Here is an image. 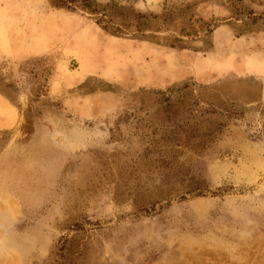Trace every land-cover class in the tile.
Segmentation results:
<instances>
[{
	"label": "rangeland",
	"instance_id": "obj_1",
	"mask_svg": "<svg viewBox=\"0 0 264 264\" xmlns=\"http://www.w3.org/2000/svg\"><path fill=\"white\" fill-rule=\"evenodd\" d=\"M92 1L0 0V264H264V0Z\"/></svg>",
	"mask_w": 264,
	"mask_h": 264
},
{
	"label": "crops",
	"instance_id": "obj_2",
	"mask_svg": "<svg viewBox=\"0 0 264 264\" xmlns=\"http://www.w3.org/2000/svg\"><path fill=\"white\" fill-rule=\"evenodd\" d=\"M18 121L19 114L17 109L0 95V131L13 129Z\"/></svg>",
	"mask_w": 264,
	"mask_h": 264
},
{
	"label": "trees",
	"instance_id": "obj_3",
	"mask_svg": "<svg viewBox=\"0 0 264 264\" xmlns=\"http://www.w3.org/2000/svg\"><path fill=\"white\" fill-rule=\"evenodd\" d=\"M56 6L66 9H72V6H79L83 10H91L96 12L94 9V2L92 0H52ZM115 31H118L117 29Z\"/></svg>",
	"mask_w": 264,
	"mask_h": 264
}]
</instances>
